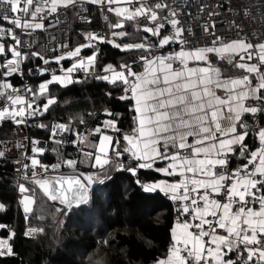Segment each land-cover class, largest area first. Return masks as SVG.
I'll return each mask as SVG.
<instances>
[{
  "label": "snow or ice",
  "instance_id": "obj_1",
  "mask_svg": "<svg viewBox=\"0 0 264 264\" xmlns=\"http://www.w3.org/2000/svg\"><path fill=\"white\" fill-rule=\"evenodd\" d=\"M257 13L264 25V0H199L195 9L186 0H0V127L47 133L18 142L15 157L0 150V164L12 160L22 236L47 235L30 222L38 197L55 206L61 235L72 221L105 232L109 209H95L93 193L124 175L159 201L147 214L167 209V243L152 264H264V35L249 27ZM62 16L84 30L49 50L36 37L66 27ZM225 17L233 36L217 31ZM105 46L122 59L105 62ZM93 82L105 86L100 108L89 97L91 110L46 120L65 110L59 90ZM49 151L56 162H44ZM2 229L0 261L19 258L16 229Z\"/></svg>",
  "mask_w": 264,
  "mask_h": 264
},
{
  "label": "trees",
  "instance_id": "obj_2",
  "mask_svg": "<svg viewBox=\"0 0 264 264\" xmlns=\"http://www.w3.org/2000/svg\"><path fill=\"white\" fill-rule=\"evenodd\" d=\"M94 12H96L95 7L92 8V14ZM70 19L73 28L72 41L77 42L75 33L80 27L77 22H73L71 16ZM104 52L107 54L105 62L122 59V54L110 46H105ZM36 63L38 61H34L33 66ZM104 90L105 86L98 82H93L90 87L77 84L70 86L68 90H59L61 107L65 110L53 109L46 116V120L59 121L81 110H91L92 99L100 101L96 105L100 108L106 103L103 100ZM53 91L56 92L57 89ZM85 99H88V103L82 102ZM66 101L73 102L70 108L65 107ZM76 101L81 102L75 103ZM113 103L117 109H120V104ZM14 129L15 127L10 125L0 127V141H8ZM25 129L31 138L47 140V133L44 131L32 127ZM1 148L2 143H0V150ZM67 150L73 152L71 147ZM46 155L44 162L56 161L55 154L51 151ZM11 165V159L0 164V202L6 205V211H0V223L16 229L15 247L21 256L16 259H4L0 261V264H20V259H23L24 264H49V261L50 264H82V262L88 264L89 258L100 261L101 264H152L157 250L163 251L167 243V220L164 218L167 216V209L147 214V208L158 206L159 201H153L150 194L141 193L138 188L130 187L128 178L124 175H117L107 187L97 186L93 193V207L109 209L103 221L105 232L99 233L98 226L85 230L81 222L72 221L61 235L56 227L55 206L38 197L34 205L35 214L31 216L30 222L32 226L46 227L48 232L47 235H39L35 239H25L22 232L25 230L26 221L22 208L17 203L18 197L14 190L16 177ZM108 200L113 202L109 205ZM117 208H119V214L113 216L112 212ZM6 234V229L0 230V237ZM102 236L112 240L110 246L100 242ZM149 241H151V247H149Z\"/></svg>",
  "mask_w": 264,
  "mask_h": 264
},
{
  "label": "built area",
  "instance_id": "obj_3",
  "mask_svg": "<svg viewBox=\"0 0 264 264\" xmlns=\"http://www.w3.org/2000/svg\"><path fill=\"white\" fill-rule=\"evenodd\" d=\"M186 3L191 5V7L193 9H195L196 5L199 3V0H186ZM225 12H227V9L224 10ZM96 15V14H94ZM68 20V19H67ZM78 23V22H77ZM189 23L195 24V21L189 20ZM98 27L94 28L97 31L102 30V27L104 25V21L102 19H100L98 21ZM250 30H251V34L255 37V36H260V35H264V25L261 24L260 22V15L259 13L256 14V23L255 24H250L249 25ZM50 28V27H49ZM48 30V29H47ZM84 29H79V31H83ZM195 34L197 36L200 35V29L197 27L194 29ZM217 31L218 32H223L226 33V35L228 36H233L234 33H232L231 31H229V19L227 17H225V19L223 20V22L221 23L219 20L217 21ZM43 39H44V46L47 47V49H52L54 47H58L59 43L61 41L67 42L69 36L67 37H62L61 35H58L57 39H55V35L53 33H50L48 31L43 32ZM39 35L36 37V39L39 40ZM55 39V40H54ZM54 40V41H53ZM13 138L10 139L12 142V150H13V154L16 156L17 155V148L15 150V145L19 142V143H23L25 145L28 144V139H25L26 137L31 139L28 132L23 130L22 126L20 127H15V130L13 132ZM43 141V140H42ZM56 162V161H55ZM45 163H50V162H45ZM54 163V162H51ZM65 172H68L69 169L65 168L64 169Z\"/></svg>",
  "mask_w": 264,
  "mask_h": 264
},
{
  "label": "bare ground",
  "instance_id": "obj_4",
  "mask_svg": "<svg viewBox=\"0 0 264 264\" xmlns=\"http://www.w3.org/2000/svg\"><path fill=\"white\" fill-rule=\"evenodd\" d=\"M94 14H96L97 15V12H94L92 15H94ZM61 19L62 20H64V19H68L67 20V26L66 27H61V26H59V25H57V26H55V27H50V28H48V32H50V33H53L54 35H55V39H57V37H58V35H61L63 38L64 37H67V36H69V34L71 33V39H72V32H73V28H72V22H71V19H70V16H68L67 18L66 17H64V16H62L61 17ZM78 24V23H77ZM4 26H7V25H4ZM96 27H98V24L96 23V24H94L93 25V28H96ZM77 32H78V29H77ZM39 41H40V44H42V46H44V37H43V33H41V34H39ZM54 39V40H55ZM53 40V41H54ZM52 67H55V65H52ZM33 79H35V78H33ZM30 127V126H29ZM22 128H23V130H25V131H27L25 128H27V127H25V126H22ZM15 130V129H14ZM28 132V131H27ZM28 134H29V132H28ZM29 136H30V134H29ZM30 138H31V136H30ZM42 140V139H41ZM44 141V140H43ZM8 141H4L3 143H2V148H1V150H7V151H9L10 152V154H11V156L12 157H15V155L13 154V150H12V147H10V146H8Z\"/></svg>",
  "mask_w": 264,
  "mask_h": 264
},
{
  "label": "rangeland",
  "instance_id": "obj_5",
  "mask_svg": "<svg viewBox=\"0 0 264 264\" xmlns=\"http://www.w3.org/2000/svg\"><path fill=\"white\" fill-rule=\"evenodd\" d=\"M78 25H79V24H78ZM81 29H83V28H81ZM9 138L12 139V138H13V135L10 136ZM10 139L8 140V143H7V144H8V146L12 147V142H11ZM15 150H16V147H15Z\"/></svg>",
  "mask_w": 264,
  "mask_h": 264
},
{
  "label": "crops",
  "instance_id": "obj_6",
  "mask_svg": "<svg viewBox=\"0 0 264 264\" xmlns=\"http://www.w3.org/2000/svg\"><path fill=\"white\" fill-rule=\"evenodd\" d=\"M221 67L223 68V70L227 71L228 70V67H227V64H222Z\"/></svg>",
  "mask_w": 264,
  "mask_h": 264
},
{
  "label": "clouds",
  "instance_id": "obj_7",
  "mask_svg": "<svg viewBox=\"0 0 264 264\" xmlns=\"http://www.w3.org/2000/svg\"><path fill=\"white\" fill-rule=\"evenodd\" d=\"M79 29H81V27H80V28H78V30H79Z\"/></svg>",
  "mask_w": 264,
  "mask_h": 264
}]
</instances>
